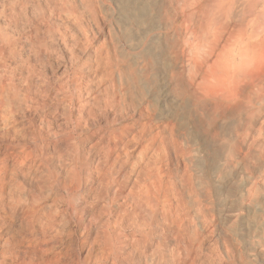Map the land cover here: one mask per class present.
I'll use <instances>...</instances> for the list:
<instances>
[{
	"label": "clouds",
	"instance_id": "9594fccd",
	"mask_svg": "<svg viewBox=\"0 0 264 264\" xmlns=\"http://www.w3.org/2000/svg\"><path fill=\"white\" fill-rule=\"evenodd\" d=\"M0 264H264V0H0Z\"/></svg>",
	"mask_w": 264,
	"mask_h": 264
},
{
	"label": "bare ground",
	"instance_id": "6f19581e",
	"mask_svg": "<svg viewBox=\"0 0 264 264\" xmlns=\"http://www.w3.org/2000/svg\"><path fill=\"white\" fill-rule=\"evenodd\" d=\"M132 8L134 9V12L130 14V20L133 23L134 27H139L140 20H146L147 19V11H146V6L141 3V4H135L132 5ZM107 31V29L105 30ZM143 32L142 39L147 41L149 45L152 43V35L151 31H144L143 29L141 30ZM107 37L106 36H97L96 41H94V44L98 43H107ZM199 129V124L197 122H193V132H197ZM244 173L241 172V176H243ZM222 194L224 196V204H223V211L225 213V221L226 223L231 222V216L230 212L232 208L234 207V203L231 199V194H232V187H231V181L226 182L224 187L222 188ZM216 214L214 213V216Z\"/></svg>",
	"mask_w": 264,
	"mask_h": 264
}]
</instances>
